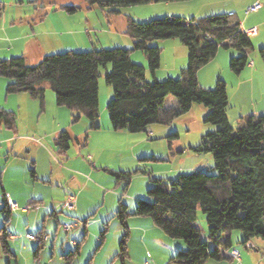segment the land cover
I'll use <instances>...</instances> for the list:
<instances>
[{"label":"trees","instance_id":"1","mask_svg":"<svg viewBox=\"0 0 264 264\" xmlns=\"http://www.w3.org/2000/svg\"><path fill=\"white\" fill-rule=\"evenodd\" d=\"M187 1L190 0H85L89 7L105 11L106 16L117 15L122 8L132 6ZM64 9L72 11L74 8ZM2 13L0 3V18ZM126 34L132 40L130 49L67 51L46 55L31 67L23 57L0 60V78L9 80L6 94H27L43 107L45 86H48L54 93L56 106L72 113L73 123L84 118L89 130L97 129L98 72L104 68L105 83L112 89V98L106 107L110 127L112 131L129 134L147 133L153 125L168 126L188 113L192 105L204 106L208 113L203 123L217 129L203 135L200 144L190 149L197 154H211L215 174L198 170L179 175L175 180L151 179L147 199L137 200L132 213H128L120 199L114 217L124 229L130 216L150 218L167 238L183 242L185 249L170 258L169 264H203L209 259H222L220 249L231 248L233 231L243 233L242 245L253 239L264 241V114L240 118L237 127L232 128L227 117L225 82L218 79L213 89H205L197 80L198 71L212 61L220 49L237 52L238 55L230 59L229 69L238 76L249 63L250 37L233 14L189 20L164 17L146 23L127 17ZM172 39L186 48L187 66L180 70L177 78L147 82L145 69L131 61V53L143 54L153 76L160 67L162 49L151 45L152 42ZM259 54L264 63V48ZM167 97L175 98L176 105L166 106ZM15 126L14 113L0 109V127L13 130ZM177 138V133L171 134L167 137L168 143ZM54 142L58 152L64 153L72 139L66 131H61ZM114 176L128 185L132 173L119 172ZM198 210L206 220L205 238L195 226ZM1 211L7 223L10 209L6 199ZM104 233L100 242L104 240ZM38 236H44L42 230ZM126 236L124 234L119 246L121 260L126 256ZM209 245L213 246L212 251H208ZM36 246L37 252L42 244ZM79 246L77 244L75 250L65 256L66 261L79 254ZM0 248L10 254L5 227L0 229Z\"/></svg>","mask_w":264,"mask_h":264},{"label":"rangeland","instance_id":"2","mask_svg":"<svg viewBox=\"0 0 264 264\" xmlns=\"http://www.w3.org/2000/svg\"><path fill=\"white\" fill-rule=\"evenodd\" d=\"M191 1L192 0L187 2L151 3L132 6L122 8L120 14H122V16L129 15L127 17L132 18L137 23H146L155 19H163L164 17H181L189 20L192 17L188 14L190 12L189 10L194 8V5H189ZM0 3L3 7L1 18H9L15 14H19V12L25 11L27 7L32 10L35 7H44L43 9L47 11L46 22L48 24L52 22L58 23V20H60L65 25H71L80 18L88 16L90 18L88 22L99 28L102 25L101 23L107 18L105 11H101L97 8H94L91 12L86 11L83 8L84 0H0ZM261 5H263L262 2ZM62 6L78 9L75 12H69L65 9L59 10ZM87 8H89L88 5ZM176 13H186L185 15H187V17L180 16ZM86 19L88 18L86 17ZM238 19L242 22L244 30L255 26L258 28V23L264 22V10L263 12L247 11V13L244 11ZM97 29H95V31ZM262 30L264 31V27L261 28V31ZM90 33V39L85 37L87 47L80 52L92 49H113L114 47H119L121 49L132 48V45L127 48L123 41V38L131 40L130 37H126L121 33H117L120 38V44L122 45L118 47L112 46L106 39L104 33ZM263 39L264 35L262 38L257 39L250 37L252 50L248 52V57L249 59H256L257 62L264 67L263 60L259 54V50L264 48ZM162 43L163 41H153L151 45L160 47ZM220 52L222 54L235 52L236 56L238 55L234 49H220ZM135 54L144 57L141 52L136 51ZM229 64L230 58L228 59V64H226L227 69L224 68L225 71H229ZM98 73V93H100L101 98L100 105L103 106L105 104L103 107L106 119L108 120L106 107L109 102L108 92L111 94L112 89L105 83V69L100 68ZM222 77H225V73ZM166 79L167 78L162 81ZM221 80L224 81L222 78ZM7 82V79L0 78V109L5 111L9 110L14 113L16 118L15 128H19L20 133H14L12 130L10 131L4 127L0 129V229L5 227L6 233H11L15 237V242H13L15 246L10 249L11 251H15V253H4L0 248V264H169L170 258L174 255H171V249L179 244L181 247L178 248L175 253H177V251H182L181 249L185 246L183 242L167 238L161 230L154 227L150 218L146 217H128L125 222L127 229H124L119 220L114 217V213L120 199L127 207L128 213H132L134 209L133 204H135L137 200H144L146 198L145 195L148 189L146 187L147 185L150 187L151 179L175 180L179 175L192 173L189 168L195 162L204 166L201 170L209 174H215V171L212 170V155L209 153L193 155L188 152L187 156L191 157H185L186 164L182 165V167L186 170L183 172H177L179 168H181V164L169 160V157H167L165 153L170 146L174 156L177 157V152H180L183 146L187 147L190 144L198 146L203 135L215 131L217 128L203 123V119H200L198 115L195 117L190 115V122L183 118L177 122L175 121L172 125V129L168 136L177 133L178 138L171 141V144L168 143V136L162 139H145V143L139 146L136 145L137 147L135 148L133 156L129 149H126V151L123 150L126 147L127 140L116 137L117 135H111L112 133H98L99 137L92 141L91 146L97 151L104 148L105 153L103 154L101 166H97L94 175H91L88 174V172H81V167L75 166L73 163H66L59 158L55 152L53 138L44 139L43 135L30 133V131L37 128V125L39 129H41V126H43V118H46L48 114H42L39 107L40 103L37 100L31 99L28 95H24L26 98L25 100L31 102V106L24 102L20 104L18 100L14 99L15 94L7 95ZM50 96L55 101L54 93L48 87L46 88L44 99L48 101ZM253 102L255 103V100ZM254 105L255 104H251V102L243 100V112L253 110ZM239 107L240 106L236 105L233 109V113L240 111L241 108ZM227 109V111L230 112V109ZM250 115L253 114L250 113L247 116ZM231 117L230 121H233V124H230V122L229 124L235 129L238 123L236 121H239V119L234 116L235 120H233ZM38 119H40L39 123L37 121ZM19 120H22L23 124H21ZM188 122L190 124H188ZM98 125H101L100 122H98ZM153 126L150 127L154 128ZM21 136H27L29 137L28 139L39 141L40 144H36L34 141L32 144L43 147L46 153L40 149V151L32 148L29 149L23 145H17L15 147L16 140ZM131 136H143V134L138 133L132 134ZM10 137H12V140L5 142V140ZM135 141H137V137H135ZM11 147H13L12 150H10ZM84 149L85 148H80L81 154L78 160L79 162H83V164L90 169L89 163H94V160L88 159L87 155L82 152ZM74 150L76 149H71L69 153L71 160L75 157L74 153L77 154V151ZM75 160L76 159L71 162ZM50 164L53 166L52 178H49ZM62 167L69 170V172L62 171L63 174L65 173V179L62 178L60 173ZM172 169L175 174L170 176L168 170ZM33 170H37L38 172L36 181L31 177ZM119 172L132 173L128 185L123 181H118L114 176V174ZM71 179H74V181ZM75 179L82 181L83 187H85L83 189V194H79L82 187L75 188L76 190H72V192L70 190L68 193L69 195H71L70 193H75V195H77V203L81 204V207H83L81 208V210H83L81 212H78L76 209L72 211L63 209L62 204L67 197L63 199L64 196L60 195L62 190L57 188L59 185L63 189H66V187L73 189L76 185ZM44 181H50L51 184L44 183ZM79 183L81 184V182ZM4 192L6 194L9 193L19 206V211L12 213L7 223L4 222L5 214L1 211L4 204ZM34 196L43 197V204L38 206L37 209H29L28 214H20V210L23 207H27L25 201H31ZM80 196L81 198L78 201ZM51 205L57 209L58 213L56 216L49 215L50 210L47 209ZM39 208L43 209L39 212ZM84 220L85 224L82 223ZM142 220H147L149 226L142 223ZM71 223H76L77 228L73 229L69 234H65L63 226ZM195 226L201 231L202 238H205L207 225L201 210H198ZM56 229L57 232H55ZM40 230L45 231L44 236L46 239L40 242L43 247L36 252L35 249L37 244H35L34 241L27 240L28 237L26 238V235L34 238V236H38V231ZM102 233H104V240L99 242ZM124 234H127L125 238L126 256L121 260L119 257V246ZM232 234H239L242 236V239H244V235L240 231H233ZM83 237L84 240H82ZM224 238L221 239L222 242ZM81 240L83 241L82 243ZM78 243H80L79 254L74 255L69 261H66V254L69 251H74ZM253 243L258 247L259 251L257 253H254L253 249L248 248L250 243L246 246L235 245L237 250L242 254V260L246 254L253 257L264 256V241L262 239H253ZM212 250L213 246L209 245L208 251ZM261 264H264V262Z\"/></svg>","mask_w":264,"mask_h":264},{"label":"crops","instance_id":"3","mask_svg":"<svg viewBox=\"0 0 264 264\" xmlns=\"http://www.w3.org/2000/svg\"><path fill=\"white\" fill-rule=\"evenodd\" d=\"M255 2H259L260 5H261V2L263 3V5H261L260 10H258V11L263 12L264 0H192L190 2L191 4L189 5H194V8L190 9L189 10L190 12L188 14L192 16L191 18H202L206 16L219 15V14H229V15L233 14L238 19V17L242 15V12L246 11L247 13L248 9ZM181 5H186V4H181ZM65 7H69V6H62L59 8V10H63ZM43 8L44 7H35L32 10L29 7H27L25 11H21L19 12V14H15L14 16H11L9 18L4 17L0 19V60H7L10 58H14V57H23L26 65L31 67V66H35L46 55L58 54V53H63L67 51L80 52L84 50V48L87 47L85 37L90 39L91 38L90 32L104 33L106 39L111 43V45L116 46V47L122 46L120 44V38L117 33H121L122 35H125L126 37L128 36L126 34V21H127L126 17L129 15L122 16V14L119 13L117 15H112L109 17L107 16L106 20L101 23L102 25L99 28L96 25L88 22V20H90L88 16L80 18L77 22L74 21L75 23H72L71 25L69 24L65 25L60 20H58V23L52 22L48 24L46 22L47 21V11L46 9H43ZM83 8L86 11L91 12L94 10L95 7L87 8V4L84 0ZM77 9L78 8H74L72 11H69V12H75ZM176 14L187 17V15H185L186 13H176ZM86 17L88 19H86ZM239 23H240L241 29L244 32H247L249 29H252V28L257 29V32L255 35L249 36V37H252L253 39L262 38V36L264 35V31L263 30L261 31V28L264 27V22L258 23V28L255 26V27L248 28L246 30H244V28L242 27V22L239 21ZM95 29L97 30L95 31ZM121 37H124V36H121ZM123 39H124L123 41L126 44L127 48H129V46L132 45V40H127L128 38H123ZM160 47L162 49L161 56H160V67L153 76L150 75L147 69L148 63L145 57L138 56V54H135V52L131 53V56H130L131 61L133 63L141 65L145 69V80L150 83L153 81H162L165 78H177L180 70L187 66V50L177 39L163 41V43L160 44ZM235 56H236L235 52H230L228 54H222L219 50L215 58L212 61H210L207 65L202 67L197 73L198 84L202 88H205V89H213L218 79L222 78L224 80L226 84L228 108L230 109V112L227 111V117H228L230 124H233V121L232 122L230 121L231 116H232L231 118L235 120L234 116L240 119V118L246 117L250 113L253 115L264 113V67L261 64H259V62H257L256 59L252 58V59H249V63L246 66V68L238 76H235L232 74L230 69L229 71L228 70L225 71L224 69V68L227 69L226 64H228V59L229 58L231 59L232 57H235ZM224 73H225V77H222V75L224 76ZM7 81H8L7 82V85H8L9 80L7 79ZM46 88H48V86H45V91H46ZM108 93H109L108 100H110V98H112V92L111 94L110 92ZM24 95H27V94H24V93L15 94L14 99L18 100L20 104L24 102L27 105L31 106L32 105L30 104L31 102H27L25 100L26 98ZM243 100L251 102V104H255L254 109L249 112H243L242 110ZM254 100H255V103L253 102ZM98 104H99V109H100V119H98L99 120L98 122H100L101 125L100 126L98 125L97 129L88 130L89 125L84 118H80L77 122L73 123L72 113L63 107L56 106L55 101L50 96L48 101L44 99L43 107L39 106L42 114H46V115L48 114L46 118H43V126H41V129H39V126L37 125V128L34 129L33 131H30V133H34V134L37 133V134L43 135L44 139L53 138L54 140L59 132L66 131L71 137L72 143L70 144L69 149L64 153L58 152L57 147L54 145L56 155L59 158H61L63 161H65L66 163H73L75 166L81 167L82 168L81 172L83 173L88 172V174L94 175L97 166H101L103 162V154L105 153L104 148H102L100 151H97L95 150L93 146H91L92 141L96 139L97 137H99L98 133H112L111 135H115V136L117 135L116 137H121L124 140H127L126 147L123 150L126 151V149H129V151L131 152L133 156L135 152V148L139 146L140 144L145 143V139H151V138L162 139L168 136L170 130L172 129V125L175 123V121L177 122L180 119L184 118L190 122L191 121L190 115H193L194 117L198 115V117L200 116V119L202 118L204 120L205 116L208 113V110L204 106L194 104L192 105L188 113L182 115L181 117L176 119L174 122H172L170 125L168 126L156 125V126H153L154 128H151L152 127L151 126L148 128L147 133H142L143 136H131L132 134H129L126 131H117V132L112 131L109 121L106 119V116H105V110L103 107L105 104L103 106L100 105L101 104L100 93H98ZM175 105H176L175 98L167 97L166 106L172 107ZM236 105L240 106L239 108L241 109L237 113H233V109L236 107ZM9 112H12V111H9ZM39 120L40 119L37 120L38 123H39ZM19 122L23 124L22 120L21 121L19 120ZM189 122L188 124H190ZM236 122H238V120ZM1 128L2 127H0V129ZM12 131L17 134L20 133L19 128H14ZM135 137H137V141H135ZM28 138L29 137L27 136L19 137L16 140L15 147L17 145H23L24 147H28L29 149L32 148L37 151L42 150L44 151V153H46L43 147H39V146H36L35 144H32L33 141L36 144H40L39 141H36L34 139L31 140ZM11 140H12V137L6 139L5 142H9ZM192 147H195V146L191 144L188 145L187 147L183 146L181 151L177 152L178 154L177 157L174 156L173 151L168 147L165 155L169 157V160L181 164V168H179L177 172H183L184 170H186L182 167V165L186 164L185 157L187 156L188 152L193 155L195 154L197 155V153H194L193 151H191L190 148ZM12 148L13 147H11L10 150H12ZM80 148H85L82 152L87 155L89 160H94V163L92 164L89 163V166L91 167L90 169H88L85 166V164H83V162L81 161L79 162L78 160L79 155L81 154ZM71 149H76L74 151H77V154L74 153L75 154L74 159H76L74 162H71L74 159L71 160V157H69V153ZM187 157H191V156H187ZM33 164H34V161H33ZM199 165L201 164L195 162L189 168V170H191L193 173L198 170H201L204 167L203 165L201 166ZM61 169H62L60 172L61 176L63 179H65V176H64L65 173L63 174L62 171L69 172V170L65 169L64 167H62ZM168 171H169L168 174H170V176H173V174H175L173 169L168 170ZM32 174H33L31 175L32 179L36 181L37 176H38L37 170L36 171L33 170ZM52 175H53V166L52 164H50L49 178H52ZM71 180L74 181V179H71ZM79 182H81V184ZM44 183L51 184L50 181H44ZM75 183L76 185L74 186L73 189L67 188L66 186H65L66 189H63L61 186L59 185L57 186L59 190H62L60 195L64 196L63 199H65L67 195H69L68 192L70 190L71 192L72 190H76L75 188L82 187L79 194L80 195L83 194V189L85 187H83L82 181L75 179ZM146 188H149V185H147ZM4 194H5L4 200L9 198L14 204L17 205L16 201H14L13 197L9 193L6 194L4 192ZM70 194L75 199L76 208H74L73 210L76 209L78 212L83 211L81 210V208H83L81 207V204L77 203V200H76L77 195H75V193H70ZM42 198L43 197L34 196L32 197L31 201L27 202L26 200L25 202L27 204V207H23L20 210V214L25 215L29 213V209H37L38 206L43 204ZM80 198L81 196L78 198V201L80 200ZM136 198H139V197H136ZM146 199L147 198H145L144 200ZM133 206H135V204H133ZM42 209L43 208H39L38 211L40 212ZM47 210H50L49 215L51 216H56V214L58 213L57 209H55V207H53L52 205L48 207ZM17 211H19L18 205H17L16 210H13V211L10 210V217L12 216V213L17 212ZM142 221H143L142 223H145L147 226H149V222H147V220H142ZM82 223L84 224L85 220ZM42 232L45 233V231L43 230ZM55 232H57V229L55 230ZM69 233H65V234H69ZM6 234H7L8 249L10 253L11 252L15 253V251L10 250L13 246H15L14 245L15 243L13 244V242H15V237L11 233H6ZM82 240H84V237L82 238ZM82 240H81V243L83 242ZM242 242H243V239L241 235L239 234L233 235L231 233V248L230 249H237L235 245L236 244L242 245ZM78 244L80 245V243ZM247 244H249L248 246L249 249H253L254 253H257L259 251L258 247L253 243V240L248 242ZM180 247L181 246L178 244L176 247L171 249V255L172 254L175 255L176 250ZM184 248L185 246L181 250H184ZM230 249L228 250L220 249V256H222V259L220 260H210L209 259L205 261L203 264H261L262 262H264L263 255L261 257L259 256L253 257V256H250L249 254H246L242 260V254L240 252H239L240 262H236L235 260L231 259L228 256V252L230 251Z\"/></svg>","mask_w":264,"mask_h":264},{"label":"built area","instance_id":"4","mask_svg":"<svg viewBox=\"0 0 264 264\" xmlns=\"http://www.w3.org/2000/svg\"><path fill=\"white\" fill-rule=\"evenodd\" d=\"M261 8V5L259 2H255L249 9L248 11L249 12H256L258 10H260ZM257 32V29L256 28H252V29H249L246 33L247 36H253L255 35ZM6 203H7V206L9 207V209L11 211L13 210H16L17 209V205L14 204L9 198L6 199ZM62 208L63 209H66L68 211H71L75 208V199L73 196L69 195L67 196L66 200L63 202L62 204ZM77 225L76 223H71V224H65L63 226V231L65 233H69L71 230H73L74 228H76ZM26 238H27V235H26ZM28 240H31V241H34L35 244H38L40 242H43L45 241L46 237L45 236H34V238H27ZM228 256L235 260L236 262H240V254H239V251L237 249H231L229 252H228Z\"/></svg>","mask_w":264,"mask_h":264},{"label":"bare ground","instance_id":"5","mask_svg":"<svg viewBox=\"0 0 264 264\" xmlns=\"http://www.w3.org/2000/svg\"><path fill=\"white\" fill-rule=\"evenodd\" d=\"M27 237H28V238H33V237L29 236V235H28Z\"/></svg>","mask_w":264,"mask_h":264}]
</instances>
